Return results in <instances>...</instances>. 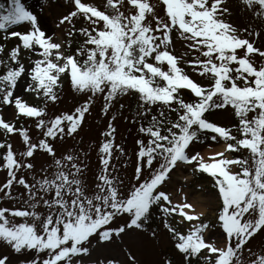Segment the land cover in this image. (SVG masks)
<instances>
[{"label": "snow or ice", "instance_id": "snow-or-ice-1", "mask_svg": "<svg viewBox=\"0 0 264 264\" xmlns=\"http://www.w3.org/2000/svg\"><path fill=\"white\" fill-rule=\"evenodd\" d=\"M239 2L264 24V0ZM232 15L228 0H38L35 10L0 2V244L10 250L0 264H12L11 253L24 255L19 264H83L93 241L133 232L160 240V229L172 256L158 264H264V245L251 246L264 238V28L237 26ZM65 80L82 101L50 113ZM127 96L136 104L125 115L118 101ZM98 98L106 127L89 185L87 154L63 145ZM118 116L138 132L127 182L113 163L128 156ZM205 141L222 150H197ZM179 169L210 178L213 219L183 188L169 190Z\"/></svg>", "mask_w": 264, "mask_h": 264}, {"label": "rangeland", "instance_id": "rangeland-1", "mask_svg": "<svg viewBox=\"0 0 264 264\" xmlns=\"http://www.w3.org/2000/svg\"><path fill=\"white\" fill-rule=\"evenodd\" d=\"M27 6H30L35 10L38 0H22ZM99 2V0H98ZM229 6L232 10V21L235 25L243 27L246 25H251L256 28H264V24L261 21L255 20L247 13L243 6L240 4L239 0H228ZM48 26L53 27L51 21H49ZM10 30H16L10 29ZM20 30H23L22 28ZM59 34V33H58ZM260 46H264V39H261L259 42ZM75 47V45H73ZM175 49L177 54H179L182 49V42L178 37L175 38ZM30 99V98H29ZM82 101L80 94L73 92L71 86L67 80L64 81V86L60 92V100L55 105H51L49 108L51 112H59L71 109L74 105ZM102 99H96L89 115H87L85 122L82 128L79 130L78 135L75 140H67L63 147L64 148H75L82 153L87 154L86 163L88 164V170L85 173L86 182L89 185H92L95 180V175L98 172V159L95 147L93 145L97 143L100 139V132L103 131L106 127V118L100 114V108L102 106ZM118 103H124L126 105L125 115L129 114V109H134L136 100L134 97L127 96L120 98ZM118 103L114 105L113 112L118 110ZM217 119L224 124L229 122H235L234 120L230 121L226 113H221L217 116ZM116 126V142L121 144L128 156L127 159L121 158L120 160H113V163L117 164L119 169V174L126 182L133 173V163H134V142L138 136L137 128L130 124L127 121H124L118 116L115 121ZM12 142L16 149L20 148V141L16 138H12ZM215 142L205 141L203 145H199L197 150L201 151L204 147H217ZM242 155V153H240ZM246 155V153H243ZM37 165L44 163V158L37 156L36 160ZM186 171V170H185ZM186 173H190V170H187ZM191 185L194 188H198V191L204 194H208L210 197H213L216 204V193L215 190L211 187L210 178L206 175L196 174L192 176ZM4 180V174L0 172V181ZM7 206L8 202H2ZM215 210L212 208L208 214V219H213L212 212ZM160 224V220L156 219L155 223H152L151 227L156 228ZM161 239L155 240L150 237V233H129L124 235L122 238H117L112 244H108L101 247H96L95 241L92 244L91 255L83 258V264H93L94 261L104 257H112L119 261V264H130L128 260L127 253L131 252L133 256L136 257V260L139 264H158V261L161 255L167 253L172 256L171 245L168 244L167 238L163 233V229H160ZM218 230H212L211 235L213 237H218ZM264 245V238L257 236L251 243V246L255 249H259ZM0 252L8 254L10 250L0 244ZM12 264H19L21 259H24V255L11 253ZM177 262L179 257H172Z\"/></svg>", "mask_w": 264, "mask_h": 264}, {"label": "bare ground", "instance_id": "bare-ground-1", "mask_svg": "<svg viewBox=\"0 0 264 264\" xmlns=\"http://www.w3.org/2000/svg\"><path fill=\"white\" fill-rule=\"evenodd\" d=\"M213 150H222V145L217 147H204L202 153H207ZM187 170L179 169L173 176L174 187L170 186L169 190L172 191L174 188H183L186 192L190 202L196 205V210L200 211L204 208L208 210V214L212 208H214L215 200L213 197H210L208 194H204L198 191V188H194L191 185L193 179L190 173H186ZM188 177V180H185V177ZM220 233L217 235L219 237Z\"/></svg>", "mask_w": 264, "mask_h": 264}, {"label": "trees", "instance_id": "trees-1", "mask_svg": "<svg viewBox=\"0 0 264 264\" xmlns=\"http://www.w3.org/2000/svg\"><path fill=\"white\" fill-rule=\"evenodd\" d=\"M2 3H5L6 4L7 2L3 1ZM232 155H240V153H234Z\"/></svg>", "mask_w": 264, "mask_h": 264}]
</instances>
